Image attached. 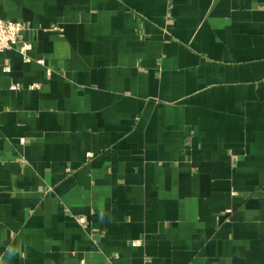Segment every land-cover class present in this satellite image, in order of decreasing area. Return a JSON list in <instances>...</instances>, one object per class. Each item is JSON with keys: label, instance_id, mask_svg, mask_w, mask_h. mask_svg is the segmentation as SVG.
Instances as JSON below:
<instances>
[{"label": "crops", "instance_id": "1", "mask_svg": "<svg viewBox=\"0 0 264 264\" xmlns=\"http://www.w3.org/2000/svg\"><path fill=\"white\" fill-rule=\"evenodd\" d=\"M0 18V264H264V0Z\"/></svg>", "mask_w": 264, "mask_h": 264}, {"label": "built area", "instance_id": "2", "mask_svg": "<svg viewBox=\"0 0 264 264\" xmlns=\"http://www.w3.org/2000/svg\"><path fill=\"white\" fill-rule=\"evenodd\" d=\"M28 27L22 22H16L0 18V52L10 49H16L24 58L29 61L26 53L31 49V43L26 40H21L22 33L27 30ZM43 63L42 60H39ZM4 71H9V67L5 66ZM38 85H30L29 88H37ZM13 90H19L21 87L19 84L11 86ZM23 142V140H22ZM140 241H133V246H139Z\"/></svg>", "mask_w": 264, "mask_h": 264}]
</instances>
